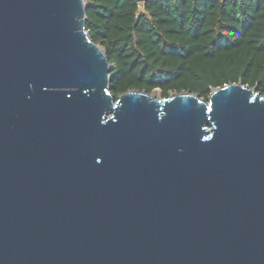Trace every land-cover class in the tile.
<instances>
[{
    "label": "water",
    "instance_id": "obj_1",
    "mask_svg": "<svg viewBox=\"0 0 264 264\" xmlns=\"http://www.w3.org/2000/svg\"><path fill=\"white\" fill-rule=\"evenodd\" d=\"M86 12L0 0V264H264V95L117 97Z\"/></svg>",
    "mask_w": 264,
    "mask_h": 264
},
{
    "label": "trees",
    "instance_id": "obj_2",
    "mask_svg": "<svg viewBox=\"0 0 264 264\" xmlns=\"http://www.w3.org/2000/svg\"><path fill=\"white\" fill-rule=\"evenodd\" d=\"M86 15L117 97L159 88L208 99L239 81L264 95V0H87Z\"/></svg>",
    "mask_w": 264,
    "mask_h": 264
},
{
    "label": "rangeland",
    "instance_id": "obj_3",
    "mask_svg": "<svg viewBox=\"0 0 264 264\" xmlns=\"http://www.w3.org/2000/svg\"><path fill=\"white\" fill-rule=\"evenodd\" d=\"M154 91H158V94H157L155 97H157V98L162 97V95H161V90H160L159 88L155 89ZM154 91H153V92H154ZM153 92H152V93H153Z\"/></svg>",
    "mask_w": 264,
    "mask_h": 264
},
{
    "label": "bare ground",
    "instance_id": "obj_4",
    "mask_svg": "<svg viewBox=\"0 0 264 264\" xmlns=\"http://www.w3.org/2000/svg\"><path fill=\"white\" fill-rule=\"evenodd\" d=\"M157 94H158V91H154V92L152 93V96L155 97Z\"/></svg>",
    "mask_w": 264,
    "mask_h": 264
}]
</instances>
